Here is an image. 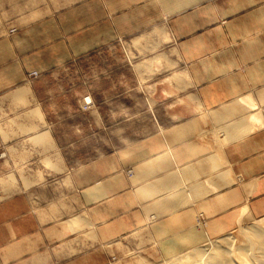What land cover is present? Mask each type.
Returning a JSON list of instances; mask_svg holds the SVG:
<instances>
[{"label": "rangeland", "instance_id": "obj_1", "mask_svg": "<svg viewBox=\"0 0 264 264\" xmlns=\"http://www.w3.org/2000/svg\"><path fill=\"white\" fill-rule=\"evenodd\" d=\"M87 1L23 0L22 8L23 13L34 10L36 19H44L81 7ZM3 2L6 3L0 1V4ZM234 3L235 0H113L111 7L115 5V12L121 14L127 12V27L138 26L136 29L128 28L110 43L64 63H58L54 56L47 57L48 54L44 58L51 61L36 65L44 69L32 66L26 73V83L0 92V199L13 194L25 198L28 206L24 211L31 220L27 232L33 235L54 227L52 222H39V208L44 209L56 200L71 199L81 207L87 203L86 195L104 186L106 191L96 190L94 204L103 212L102 203H111L112 239L105 246L106 264H173L177 257L196 250L202 254L210 246L211 253H216V245L223 244L227 238L234 240L231 257L238 262L234 259L230 262L226 253L220 252L209 264H264V237L256 238L252 234L254 226L263 218H251L239 225L234 220L239 207L216 206V210L208 203L205 208L203 200L180 206L173 216L163 214L149 222L135 190L138 186L135 170L140 163L136 156L150 151L151 138L171 137L174 169L180 174L183 164H198L206 152L203 149L206 141H200L202 129H198L202 112L185 65L180 61L181 54L173 49L172 36L161 38L156 24L152 23L162 20V16L151 17L149 11L189 7L190 21L195 25L191 31L182 33L185 38L196 40L198 32L194 28L198 24L209 31L211 24L227 25L235 20L236 32L230 33L227 39L222 37L226 41L244 35L241 30L246 26L253 30L261 28L263 17L230 14L198 17L195 11L203 7L231 13L236 8ZM138 12L143 13L141 26L133 22V19L139 20ZM121 17L118 14L115 18L118 26ZM13 21V17L0 18V37H11L18 31V24ZM214 29L202 40L220 42ZM230 52L228 48V56ZM173 72L178 73V79L167 81ZM22 89L26 92L20 93ZM238 103L248 108L242 99ZM227 104L226 107L232 106ZM202 115L204 121L212 120L206 118L208 114ZM229 120L230 117L219 122V126L229 127ZM188 129L190 134L185 133ZM45 132L48 133L46 140L41 139ZM188 135L190 153L182 142ZM217 139L222 147L230 141V136L218 134ZM162 148L167 150L160 144L159 149ZM222 192L221 202L226 201L227 190ZM176 193L179 194L175 195V201L179 204L186 192ZM215 194L199 193L207 196L206 199L214 198ZM70 215L71 211L64 209L62 216ZM215 219L224 222L220 226L214 223ZM10 221L18 225L16 218ZM153 235L159 238H152ZM188 236L197 238H182ZM58 237L50 236L46 246L54 247ZM99 244L102 241L93 240L88 247L97 249ZM237 246L251 249L246 251Z\"/></svg>", "mask_w": 264, "mask_h": 264}, {"label": "crops", "instance_id": "obj_2", "mask_svg": "<svg viewBox=\"0 0 264 264\" xmlns=\"http://www.w3.org/2000/svg\"><path fill=\"white\" fill-rule=\"evenodd\" d=\"M0 1H6L0 4V18L7 20L13 17V23L18 24V31L13 36L0 37V92L10 91L15 86L20 87V83H26L27 71L32 66L34 69H44L36 65L51 61L47 57L54 56L58 63H64L110 43L128 28L133 30L138 27H127V12H115V5L111 7L113 0H88L81 7L44 19H36L34 10L23 13V0ZM234 4L236 8L231 13L199 7L195 14L198 17L222 14L261 16L264 22V0H235ZM118 14L122 16L119 26L115 19ZM137 14L140 15L139 20L133 19V22L141 26L143 13ZM148 14L151 17L162 16V20L152 23L156 24L161 38L172 36L173 49L181 54L180 61L185 65V72L194 89L193 95L202 112L198 129H202L200 141H206L203 147L206 152L198 164H183L180 174L174 169L171 137L150 139V151L143 156H136L140 163H137L135 170L138 181L135 190L142 200L147 219L152 222L163 214L173 216L180 206L191 202L201 203L203 200L205 208L208 203L209 207L216 210L217 207H239L234 219L239 225L251 218H264V24L256 30L246 26L241 30L244 35L226 41H222V37L227 39L236 32L234 28L237 21L227 25L211 24L209 31L198 24L194 30L198 32L200 40H196L185 38L182 33L191 31V26L195 25L191 24L189 7L176 11L151 8ZM213 29L214 33L219 34L220 42L202 40ZM228 48L231 50L229 56L226 53ZM50 49L52 51L48 52ZM174 74L178 73H171L166 80H176L170 78ZM23 92L26 91L20 90V93ZM240 99L248 105L247 109L238 103ZM227 103H232V106L226 107ZM203 113L212 120L204 121ZM228 117L229 127L221 128L219 122ZM235 120L239 122L235 123ZM185 133L190 134L191 130ZM218 134L230 136V141L223 148L219 145ZM47 138L48 133H43L41 139ZM189 138L190 135L182 142L190 153ZM160 144L165 145L167 150H160ZM197 175L200 176L198 179ZM96 190L106 191V188L102 186ZM96 190L86 195L87 203L81 207L71 199L56 200L44 209L39 208V222H52L54 227L33 235L27 232L31 220L24 211V207L28 206L25 198L14 197L13 194L0 199V264H106L105 246L112 239L109 217L111 203H102L103 212H100V207L94 204ZM180 190L186 194L183 195L182 204H176L175 194ZM223 190H227V195L226 201L221 202ZM200 192L216 194L214 198L206 199L207 196L199 195ZM80 208L82 212H79ZM64 209H69L71 215L63 217ZM12 218L17 219L18 225L10 221ZM75 220L79 223H75ZM215 220L214 223L220 226L224 222ZM53 234L59 236L55 246H46ZM182 238L194 239L197 236ZM93 240L102 241L99 244L101 246L90 249L88 245Z\"/></svg>", "mask_w": 264, "mask_h": 264}, {"label": "bare ground", "instance_id": "obj_3", "mask_svg": "<svg viewBox=\"0 0 264 264\" xmlns=\"http://www.w3.org/2000/svg\"><path fill=\"white\" fill-rule=\"evenodd\" d=\"M178 77H179L178 74H174L170 78L171 79H178ZM177 194H179V193H176L175 195H177ZM78 220H75V223H79V221L81 219L79 221ZM254 227L255 228L252 229V232H254V233H252V234H254L256 238H259V237H262L263 238L264 237V218H263V220H261V223L255 225ZM233 246H234V240L231 241L230 239L227 238L226 240H223V244L222 243H219V244L216 245V248H217L215 250L216 253H213V254L211 253L212 247L210 246L208 248H205L204 249V252L202 254H198V253H200V250H196V252H189V253L184 254L181 257H177V260L173 264H179V263H186V264H209L208 262H210V261L213 262L214 261V258L216 256H219L220 255V252L223 253V254L226 253L227 257L230 258V262H232L231 260H233V259L235 260V262H238L236 258H233L232 259V257H231L232 256V251H233ZM237 248L244 249L246 251L251 249L250 246L249 247H247V246H244V247L243 246H240V247H238L237 246ZM199 255H200L201 258H198Z\"/></svg>", "mask_w": 264, "mask_h": 264}]
</instances>
